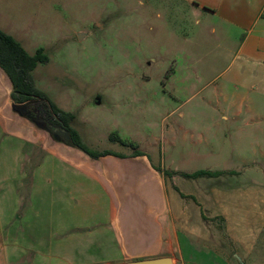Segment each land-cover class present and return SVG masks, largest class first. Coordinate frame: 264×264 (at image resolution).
<instances>
[{
	"label": "rangeland",
	"instance_id": "1",
	"mask_svg": "<svg viewBox=\"0 0 264 264\" xmlns=\"http://www.w3.org/2000/svg\"><path fill=\"white\" fill-rule=\"evenodd\" d=\"M222 5L0 0V29L32 55L46 50L50 62L34 73L37 88L78 114L89 149L135 151L111 140L117 137L181 172L173 182L182 191L221 184L256 206L241 215L231 240L218 229L214 237L183 232L179 264H264V78L256 76L264 57L253 48L256 24L227 23ZM198 172L221 174L192 177Z\"/></svg>",
	"mask_w": 264,
	"mask_h": 264
},
{
	"label": "crops",
	"instance_id": "2",
	"mask_svg": "<svg viewBox=\"0 0 264 264\" xmlns=\"http://www.w3.org/2000/svg\"><path fill=\"white\" fill-rule=\"evenodd\" d=\"M222 7L227 23L256 24L253 48L264 57V0H224ZM256 76L264 78V68ZM12 92L0 68V264H121L165 256L179 264L183 232L236 235L251 208L237 192L221 184L182 191L173 182L181 172L171 171L168 179L144 149L93 159L71 145L66 132L27 117ZM75 116L73 128L81 134L84 122ZM204 206L215 213L205 214Z\"/></svg>",
	"mask_w": 264,
	"mask_h": 264
},
{
	"label": "trees",
	"instance_id": "3",
	"mask_svg": "<svg viewBox=\"0 0 264 264\" xmlns=\"http://www.w3.org/2000/svg\"><path fill=\"white\" fill-rule=\"evenodd\" d=\"M49 62L50 58L45 49H39L32 55L25 50L18 40L0 29V68L12 83L13 102L16 105H24V109L21 111L31 120L42 123L51 131L56 129L66 132L69 135L71 145L82 150L93 159L114 155L110 150L98 152L89 149L80 134L73 128L76 116L57 107L45 92L37 88L33 73L39 65H45ZM30 103H35V106L30 105L31 107L28 108ZM111 140H118L123 146L133 147L135 155L142 154L135 145H129L114 136L111 137ZM157 170L163 172L166 176L173 175V173H169L161 167H157ZM220 174L198 172L192 177L218 176Z\"/></svg>",
	"mask_w": 264,
	"mask_h": 264
},
{
	"label": "water",
	"instance_id": "4",
	"mask_svg": "<svg viewBox=\"0 0 264 264\" xmlns=\"http://www.w3.org/2000/svg\"><path fill=\"white\" fill-rule=\"evenodd\" d=\"M17 107L23 108L24 105H18ZM121 264H176L175 257L172 256H165V257H159V258H153V259H144V260H137V261H131Z\"/></svg>",
	"mask_w": 264,
	"mask_h": 264
}]
</instances>
